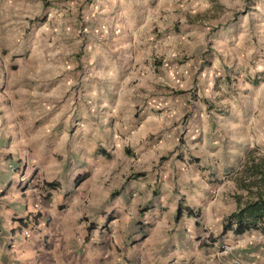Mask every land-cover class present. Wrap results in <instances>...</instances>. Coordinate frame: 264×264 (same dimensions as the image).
<instances>
[{
  "label": "rangeland",
  "instance_id": "374dc122",
  "mask_svg": "<svg viewBox=\"0 0 264 264\" xmlns=\"http://www.w3.org/2000/svg\"><path fill=\"white\" fill-rule=\"evenodd\" d=\"M12 53L16 63L51 59L47 72L37 74L45 84L49 129L62 130L66 116L70 133L81 127L72 117L89 115L95 122L94 143L79 139L81 147L90 148L89 162L84 156L72 162L62 145L50 149L49 158L64 161L65 169L76 164L81 179L74 184L72 174H64L55 207H37L25 217L39 216L24 230L27 236L47 227V240L32 250L35 261L44 264L54 256L58 264H110L105 257L120 249L153 256L157 243L141 242L153 225L144 220L152 218L148 209L167 188L181 187L183 196L201 204L203 232L216 235L237 197L246 199L257 187L264 172V0H0L1 67ZM35 66L32 61L29 67ZM17 67L13 74L28 69ZM109 89L114 99L122 91L126 102L105 109L101 99ZM162 92L173 96L174 121L164 131L139 135L141 110L150 99H163ZM66 104L80 111L57 109ZM34 148L25 185L36 173L37 158L42 164L46 156L40 144ZM162 155L169 157L160 162ZM254 167L260 171L250 173ZM43 175L37 183L40 177L46 182ZM137 182L151 190H141ZM203 186L207 195L201 196ZM127 232L141 236L124 241ZM232 244L224 237L215 248L232 254ZM56 245L63 246L61 256ZM252 253L253 264H264V244ZM234 259L241 257L230 255Z\"/></svg>",
  "mask_w": 264,
  "mask_h": 264
},
{
  "label": "crops",
  "instance_id": "0c3cea01",
  "mask_svg": "<svg viewBox=\"0 0 264 264\" xmlns=\"http://www.w3.org/2000/svg\"><path fill=\"white\" fill-rule=\"evenodd\" d=\"M129 5L132 6L131 3ZM145 24H149V22L147 21ZM12 56H15V53L3 59L4 64L2 67L0 61V264H42L30 257L38 241L46 238L48 234L46 232L47 227H45V230L43 228H39V230L33 229L30 236H27L28 234L26 235L24 232L26 229L24 225L25 217L37 207L42 208V210L53 209L59 198L58 192H61L62 188L60 184L56 189H48L43 185L44 182L41 181L42 177L39 178L40 183H37L38 175H43L44 173L46 176L43 175V178H45L46 182L52 180L59 182L60 177L64 174H72L74 180L80 171L79 169L77 170L76 164L73 163L70 169H65L64 161H57L52 157L49 158L53 153V150L50 149L54 146L53 144L62 145L66 150H69L68 155L72 162L80 159L82 156L86 157L89 162V156L86 155L90 152V148L83 147V145L81 147L79 139L83 138L87 140V145H90V140L94 143L95 122L93 117L89 115L82 118L77 116L72 117L70 122L81 127L77 128L74 133H70L71 130L68 132L64 124L65 119L67 124L69 121V116H66L61 118L62 120L60 121L62 130L58 132L54 129L52 131L54 127L49 129L44 117L49 109L47 104L44 103L46 99V94L43 91L45 84L41 82V76L38 78L37 74L47 72L51 59L46 57L32 59L30 57L25 60L27 62L23 63L20 60L21 62L16 63L15 58H12ZM32 61H35L38 66H35L36 69L29 67L30 64L32 65ZM103 62L108 64L105 58ZM15 64L18 66L17 69L23 64L27 65L28 69L17 75L13 74ZM17 76L19 77L18 80H16ZM103 76L112 78L113 74L109 71H104ZM71 78L72 80L75 78L74 72ZM116 93L117 95L114 99L111 89L107 90V97L104 100L101 99V105L105 109L111 106V104L120 107L126 102L122 91H117ZM163 94L165 95L162 96L163 99H159L158 101L150 99L149 103L141 110V119L137 126L138 131L141 129L139 135H142L143 131L144 137L148 135V132L153 133L154 130L164 131L168 129L170 122L174 121L176 108L170 104V101L173 99L170 98L173 96L165 92H162L160 95ZM95 95V91L91 93V96ZM57 109L67 114L80 111L78 106L70 104L59 106ZM80 131L81 135L78 133ZM134 133L136 135V130ZM37 144H40L43 150H45L44 163L40 164L39 161L42 160L37 158L36 161L38 162L35 164L37 167L36 173L31 180V184L25 185L22 180L24 174L26 175L28 170L31 169L29 163L31 157L37 154V149L34 148ZM47 146L49 148L46 150ZM76 147L79 149H75ZM91 149L92 158H94L96 153L95 147L91 145ZM46 151L49 153L47 154ZM48 175L50 176L49 178ZM137 183H139L141 190H143V187L148 191L151 190L149 186L142 182ZM204 184L207 185L206 182ZM167 189L169 192L166 191L165 195H160V198L154 200L151 208L148 209V213L152 218L144 220L145 222H151L150 224L153 225L150 228L151 236L148 235L142 238L141 242L146 240V243H151L152 245L153 243H157L154 244V247H157L154 255L151 256L150 251L145 250L130 252L129 249H120V251L113 255L109 256L107 254L105 258L110 264H209L211 262L212 264H215V262L216 264H231L230 255L233 258L235 256L241 257V261H245L246 264L254 263L257 258L256 255H253L252 251L262 248L264 233L258 230H250L242 234H233L231 231H228L220 236V228L219 233L216 235L206 234L207 232H203L205 226L201 221L204 207L201 204L191 202L192 199L194 200L193 197H190V201L187 197L183 196V191L180 190L181 187L177 188V191H175V187ZM206 189V186L200 188L201 192L199 194L201 196L207 195ZM43 193H51L52 196L44 199L42 197ZM179 200H182L191 207L198 208L200 210V217L197 219L183 215L178 220H175L174 214ZM131 208L132 210L135 209L133 205ZM225 215H222V220ZM250 232H255L251 234L252 237L247 236ZM209 235L212 237L211 241H207ZM139 236L131 238L130 233L127 232L123 236V240L138 239L137 237ZM246 236L249 238H246ZM224 237L230 243H233L232 254L219 251L215 248L218 247L220 240H223ZM116 245L120 247L119 244ZM39 246L37 244V247ZM48 246H50L49 243ZM52 248L54 250V247ZM72 248L76 252L75 247ZM210 250L216 253H211ZM51 251V249L45 250V253L49 254ZM54 251L61 256L63 246L56 245ZM209 253L214 257H209ZM18 254L19 256H17ZM49 259L51 263L55 262L58 264L54 256L52 258L48 257V261L44 264H49Z\"/></svg>",
  "mask_w": 264,
  "mask_h": 264
},
{
  "label": "trees",
  "instance_id": "16d2710c",
  "mask_svg": "<svg viewBox=\"0 0 264 264\" xmlns=\"http://www.w3.org/2000/svg\"><path fill=\"white\" fill-rule=\"evenodd\" d=\"M99 151L101 153H105L103 150ZM125 152H129L128 148H125ZM168 157V155L160 156V162L168 159ZM256 170L257 172L260 171V169H256V167H254L251 169L250 173L255 174ZM145 174V172H141L139 175ZM260 177L261 178L259 182L257 181V187L255 188V190L249 191L251 192V195L246 199H243L242 197H237L238 203L236 208L223 217L221 231L219 233L220 236L224 235L228 231H231L233 234H242L250 230H258L264 233V172H261ZM80 179L81 176L77 175L74 178V184H78L80 182ZM244 185L247 187L248 190H250L248 187V183ZM44 186L48 189H56L58 186V182L55 180L47 181L44 182ZM154 193L155 191H153V195H156ZM183 215L198 219L200 217V210L198 208L189 206L182 200H179L174 214V219L178 220ZM37 217H39L38 214H33V217L31 219L25 220L24 225L27 227L30 224V228L34 227L36 225L35 219ZM87 234L88 233H86V236ZM211 239L212 237L211 235H209L207 241H211Z\"/></svg>",
  "mask_w": 264,
  "mask_h": 264
},
{
  "label": "built area",
  "instance_id": "2783aa9c",
  "mask_svg": "<svg viewBox=\"0 0 264 264\" xmlns=\"http://www.w3.org/2000/svg\"><path fill=\"white\" fill-rule=\"evenodd\" d=\"M25 233H26V231H25ZM231 264H245V263L242 262L241 260H237V259H235V260L232 261Z\"/></svg>",
  "mask_w": 264,
  "mask_h": 264
}]
</instances>
